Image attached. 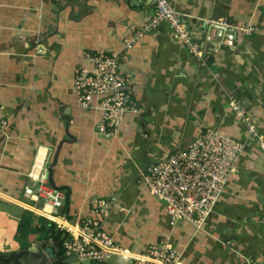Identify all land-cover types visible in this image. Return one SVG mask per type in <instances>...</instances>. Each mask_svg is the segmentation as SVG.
Here are the masks:
<instances>
[{
  "label": "crops",
  "instance_id": "obj_1",
  "mask_svg": "<svg viewBox=\"0 0 264 264\" xmlns=\"http://www.w3.org/2000/svg\"><path fill=\"white\" fill-rule=\"evenodd\" d=\"M169 1L200 45L201 61L164 21L124 49L153 16V0H0V105L7 121L0 132V256L32 244L51 249L43 201L25 195L47 180L65 193L62 215L76 222L98 209L103 230L131 252L168 240L182 264H264V151L231 109L238 99L264 135V0ZM220 18L251 23L255 31L229 33L212 24ZM85 50L116 52L119 71L130 74L127 89L140 111L124 114L114 138L97 132L99 109L76 104L73 74ZM206 128L244 149L201 228L171 226L142 172ZM91 264L131 263L112 255Z\"/></svg>",
  "mask_w": 264,
  "mask_h": 264
},
{
  "label": "built area",
  "instance_id": "obj_2",
  "mask_svg": "<svg viewBox=\"0 0 264 264\" xmlns=\"http://www.w3.org/2000/svg\"><path fill=\"white\" fill-rule=\"evenodd\" d=\"M153 3V16L124 41V49L131 48L144 33L164 21L170 26L173 36L201 61L202 49L193 41L183 17L173 4L169 0H153ZM211 22L229 33L250 35L255 31L251 23L234 24L224 18ZM81 59L83 62L76 65L72 81L76 104L81 108L99 109L101 119L96 125L97 132L106 138H114L124 114L140 111L138 102L127 89L130 74L119 71L118 54L113 51L85 50ZM231 109L244 123L248 135L264 151V135L249 119L245 107L238 99H233ZM6 125L0 105V132ZM244 146L245 143L211 128L200 129L189 147L176 150L148 166L142 172L141 182L163 204L171 226L179 221H187L196 229L201 228L223 192L228 177L236 170ZM25 195H34L43 201L42 215L63 232L65 257L74 255L80 263L100 262L118 255L128 259L131 264H182L181 251L168 240L152 244L141 253L119 247L113 237L103 230L99 217L94 215L98 209L76 222L70 221L59 212L65 193L47 180L39 181L34 190L26 188ZM101 211L106 213L107 209Z\"/></svg>",
  "mask_w": 264,
  "mask_h": 264
},
{
  "label": "water",
  "instance_id": "obj_3",
  "mask_svg": "<svg viewBox=\"0 0 264 264\" xmlns=\"http://www.w3.org/2000/svg\"><path fill=\"white\" fill-rule=\"evenodd\" d=\"M61 143H59L57 145V147L55 149L54 159H53L51 165L49 166V171H50L49 179H51L52 167L57 162V157L59 154ZM23 255H26L29 257V260H30L29 264H51V258L53 257L52 252L49 249H47V250H43L41 248L39 249L36 244H32L25 249H19V250L15 251V253L12 255L0 256V262L12 261V260L14 261ZM62 262L66 263V264H78L79 263L77 257L74 255L65 257L62 260Z\"/></svg>",
  "mask_w": 264,
  "mask_h": 264
},
{
  "label": "trees",
  "instance_id": "obj_4",
  "mask_svg": "<svg viewBox=\"0 0 264 264\" xmlns=\"http://www.w3.org/2000/svg\"><path fill=\"white\" fill-rule=\"evenodd\" d=\"M47 225H48V232H47L48 236L45 234L42 237V239H45L47 236L52 241V244L50 245V248H51L50 251L52 252V255H53V257H52L53 259L51 258L52 259L51 264H66V263L62 262V260L65 258L64 253H63V249H62V242L64 240L63 232L60 231L59 229H57L55 224L52 221L48 220ZM40 238H41V236H39L37 239L41 240ZM28 244L29 243H27V245ZM41 245L47 246L46 242L42 243ZM19 258L14 260L12 262V264H20L21 262H20ZM0 264H4V263H0Z\"/></svg>",
  "mask_w": 264,
  "mask_h": 264
},
{
  "label": "rangeland",
  "instance_id": "obj_5",
  "mask_svg": "<svg viewBox=\"0 0 264 264\" xmlns=\"http://www.w3.org/2000/svg\"><path fill=\"white\" fill-rule=\"evenodd\" d=\"M38 248L40 249L39 246H38ZM114 257H117V256H114ZM52 259H53V258H52ZM19 260H20V262H21L20 264H27L28 261H29V257L23 255V256H21V257L19 258ZM9 264H12V262H10ZM79 264H91V261H83V262H80Z\"/></svg>",
  "mask_w": 264,
  "mask_h": 264
},
{
  "label": "clouds",
  "instance_id": "obj_6",
  "mask_svg": "<svg viewBox=\"0 0 264 264\" xmlns=\"http://www.w3.org/2000/svg\"><path fill=\"white\" fill-rule=\"evenodd\" d=\"M79 264V263H78Z\"/></svg>",
  "mask_w": 264,
  "mask_h": 264
}]
</instances>
